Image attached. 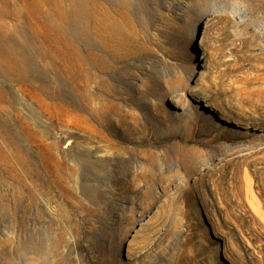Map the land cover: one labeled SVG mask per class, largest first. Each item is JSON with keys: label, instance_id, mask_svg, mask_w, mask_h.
<instances>
[{"label": "rangeland", "instance_id": "1", "mask_svg": "<svg viewBox=\"0 0 264 264\" xmlns=\"http://www.w3.org/2000/svg\"><path fill=\"white\" fill-rule=\"evenodd\" d=\"M77 1L0 0V264H264V0Z\"/></svg>", "mask_w": 264, "mask_h": 264}, {"label": "bare ground", "instance_id": "2", "mask_svg": "<svg viewBox=\"0 0 264 264\" xmlns=\"http://www.w3.org/2000/svg\"><path fill=\"white\" fill-rule=\"evenodd\" d=\"M77 3H79L78 5L80 6L81 5V2H80V0H78L77 1ZM207 26L209 25V23L207 22V24H206ZM11 154V153H10ZM9 164H11V161H9ZM23 166V165H22ZM31 167V166H30ZM25 168V167H24ZM23 168V169H24ZM12 169V168H11ZM23 171V170H22ZM27 171H28V169H27ZM24 172V171H23ZM29 172V171H28Z\"/></svg>", "mask_w": 264, "mask_h": 264}]
</instances>
